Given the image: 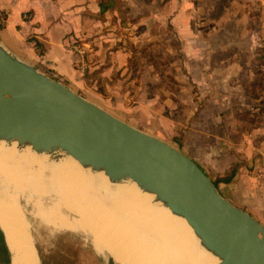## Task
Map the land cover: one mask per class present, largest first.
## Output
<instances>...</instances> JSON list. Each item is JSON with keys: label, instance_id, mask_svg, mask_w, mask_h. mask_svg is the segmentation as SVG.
<instances>
[{"label": "rangeland", "instance_id": "1", "mask_svg": "<svg viewBox=\"0 0 264 264\" xmlns=\"http://www.w3.org/2000/svg\"><path fill=\"white\" fill-rule=\"evenodd\" d=\"M186 1L199 31L192 46L182 45L187 39L166 14L173 1L163 11L133 6L128 20L137 24L117 27L112 40L127 52L126 69L112 70L93 89L113 92L99 105L182 150L217 184L247 161L248 147L261 158L247 172L264 158V0ZM80 235L42 231L34 241L40 263L106 264ZM10 255L17 259L13 248Z\"/></svg>", "mask_w": 264, "mask_h": 264}, {"label": "water", "instance_id": "2", "mask_svg": "<svg viewBox=\"0 0 264 264\" xmlns=\"http://www.w3.org/2000/svg\"><path fill=\"white\" fill-rule=\"evenodd\" d=\"M0 140L72 156L111 182L133 181L183 217L222 264H264V224L220 193L189 155L111 113L0 42ZM106 264H114L103 255ZM40 260V259H39ZM41 264V263H40Z\"/></svg>", "mask_w": 264, "mask_h": 264}, {"label": "bare ground", "instance_id": "3", "mask_svg": "<svg viewBox=\"0 0 264 264\" xmlns=\"http://www.w3.org/2000/svg\"><path fill=\"white\" fill-rule=\"evenodd\" d=\"M152 198L72 156L0 140V229L17 257L10 264H40L34 241L42 231L81 234L114 264H222L183 217Z\"/></svg>", "mask_w": 264, "mask_h": 264}, {"label": "crops", "instance_id": "4", "mask_svg": "<svg viewBox=\"0 0 264 264\" xmlns=\"http://www.w3.org/2000/svg\"><path fill=\"white\" fill-rule=\"evenodd\" d=\"M99 1L0 0V5L7 12V23L0 29V42L38 69L98 103L99 98H111L113 92L102 93L93 89L96 83L102 80L107 84V80L112 79V70H120L122 74L126 69L127 52L120 46H113L112 40L117 38V27L127 28L125 23H132V26L137 24L128 20V13L133 6L138 9L151 6L152 11H163L166 4L173 1L172 10L166 11V14L170 15L179 35L187 39L182 44L185 48L192 46L191 40L199 32L191 19L193 9L182 4L186 0H120L104 12H100ZM24 11H29L30 16L24 18ZM146 16L145 13L139 18ZM181 20H184V24ZM68 32H74L87 46L84 72L77 68L78 55L61 43L63 35ZM188 51L191 53L192 49ZM117 81L112 83L113 86ZM253 156L248 147L243 155L247 161L244 160L230 179H222L216 185L220 193L233 204L245 209L264 224V158L261 166L250 173L247 172V164L256 162L257 157H260L258 155L254 160ZM213 170L215 175L219 174L218 167ZM0 262L4 264L2 260Z\"/></svg>", "mask_w": 264, "mask_h": 264}, {"label": "built area", "instance_id": "5", "mask_svg": "<svg viewBox=\"0 0 264 264\" xmlns=\"http://www.w3.org/2000/svg\"><path fill=\"white\" fill-rule=\"evenodd\" d=\"M22 16L24 18H27L30 16L29 11H24ZM7 23V12L6 10L0 5V29H2ZM62 45L71 50L72 52L76 53L78 55L76 64L77 68L84 72L86 69V52H87V46L84 42L76 35L74 32H68L63 35L61 39Z\"/></svg>", "mask_w": 264, "mask_h": 264}, {"label": "trees", "instance_id": "6", "mask_svg": "<svg viewBox=\"0 0 264 264\" xmlns=\"http://www.w3.org/2000/svg\"><path fill=\"white\" fill-rule=\"evenodd\" d=\"M119 2L120 0H100L99 1L100 12H104L108 7L112 6L114 3H119ZM0 253L3 254V259H1L3 263L9 264L10 254L6 246L4 235L1 229H0Z\"/></svg>", "mask_w": 264, "mask_h": 264}]
</instances>
